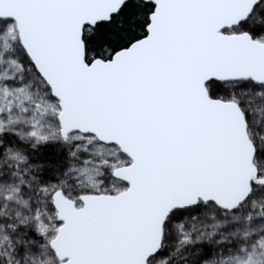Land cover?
I'll return each instance as SVG.
<instances>
[{
	"label": "snow or ice",
	"instance_id": "1",
	"mask_svg": "<svg viewBox=\"0 0 264 264\" xmlns=\"http://www.w3.org/2000/svg\"><path fill=\"white\" fill-rule=\"evenodd\" d=\"M0 264H264V0H0Z\"/></svg>",
	"mask_w": 264,
	"mask_h": 264
}]
</instances>
